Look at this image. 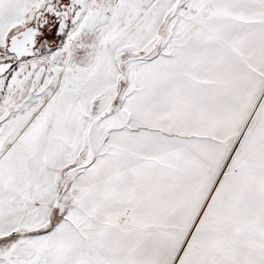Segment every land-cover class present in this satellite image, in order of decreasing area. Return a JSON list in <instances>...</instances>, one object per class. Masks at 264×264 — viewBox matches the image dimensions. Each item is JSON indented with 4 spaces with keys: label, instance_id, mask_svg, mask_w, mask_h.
<instances>
[{
    "label": "snow or ice",
    "instance_id": "1",
    "mask_svg": "<svg viewBox=\"0 0 264 264\" xmlns=\"http://www.w3.org/2000/svg\"><path fill=\"white\" fill-rule=\"evenodd\" d=\"M0 264H264V0H0Z\"/></svg>",
    "mask_w": 264,
    "mask_h": 264
}]
</instances>
